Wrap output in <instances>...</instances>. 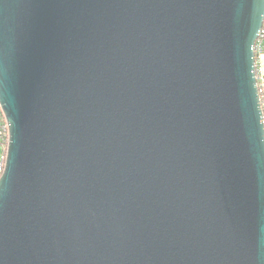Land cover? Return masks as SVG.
<instances>
[{
    "label": "water",
    "instance_id": "obj_1",
    "mask_svg": "<svg viewBox=\"0 0 264 264\" xmlns=\"http://www.w3.org/2000/svg\"><path fill=\"white\" fill-rule=\"evenodd\" d=\"M264 0H0V264H264Z\"/></svg>",
    "mask_w": 264,
    "mask_h": 264
},
{
    "label": "built area",
    "instance_id": "obj_2",
    "mask_svg": "<svg viewBox=\"0 0 264 264\" xmlns=\"http://www.w3.org/2000/svg\"><path fill=\"white\" fill-rule=\"evenodd\" d=\"M263 38H264V27L260 32L259 39L256 42L255 52L258 56L263 51ZM257 78L260 98H262V87H264V76L257 68ZM262 100V99H261ZM11 142V130L10 124L7 119L6 113L3 109L2 103L0 102V178L4 174L7 167L8 151Z\"/></svg>",
    "mask_w": 264,
    "mask_h": 264
},
{
    "label": "crops",
    "instance_id": "obj_3",
    "mask_svg": "<svg viewBox=\"0 0 264 264\" xmlns=\"http://www.w3.org/2000/svg\"><path fill=\"white\" fill-rule=\"evenodd\" d=\"M257 68L264 76V38H263V51L258 54L257 58Z\"/></svg>",
    "mask_w": 264,
    "mask_h": 264
},
{
    "label": "trees",
    "instance_id": "obj_4",
    "mask_svg": "<svg viewBox=\"0 0 264 264\" xmlns=\"http://www.w3.org/2000/svg\"><path fill=\"white\" fill-rule=\"evenodd\" d=\"M261 94H262V100H261V102H262V107H263V111H264V87H262V92H261Z\"/></svg>",
    "mask_w": 264,
    "mask_h": 264
},
{
    "label": "rangeland",
    "instance_id": "obj_5",
    "mask_svg": "<svg viewBox=\"0 0 264 264\" xmlns=\"http://www.w3.org/2000/svg\"><path fill=\"white\" fill-rule=\"evenodd\" d=\"M0 155H1V149H0Z\"/></svg>",
    "mask_w": 264,
    "mask_h": 264
}]
</instances>
